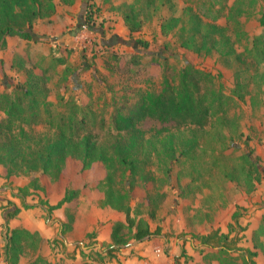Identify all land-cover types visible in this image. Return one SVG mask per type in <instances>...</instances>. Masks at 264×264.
I'll list each match as a JSON object with an SVG mask.
<instances>
[{
  "label": "rangeland",
  "instance_id": "obj_1",
  "mask_svg": "<svg viewBox=\"0 0 264 264\" xmlns=\"http://www.w3.org/2000/svg\"><path fill=\"white\" fill-rule=\"evenodd\" d=\"M56 1L63 14L68 4ZM88 7L94 12V24L86 21ZM80 9L84 10L80 21L63 32L56 28L52 34L48 31L43 37L52 42V52L59 57L67 55L60 48L64 44L69 46L63 40L65 35L73 40L69 58L73 70L66 81L61 79L63 66L55 73L39 70V55L49 53L48 44L38 49L32 44H16L13 50L0 47V60L7 64L4 70L0 69V92L12 93L10 88L15 84L21 86V77L32 70L47 79L48 99L53 103L50 115L41 114L31 120L27 112L26 118L23 121L19 118L16 123L25 130L35 128L36 132H46L52 129L50 116L57 117L77 102L92 112L88 124L102 134L100 140L108 141L107 131L114 127L111 125L116 115L135 109L147 93L162 92L165 76L178 86L181 71L188 65L209 72L213 76L200 83L201 92L219 88L225 95L211 124L189 128L185 124L179 126L173 119L148 115L137 120V127L145 131L147 138L174 133L179 138L178 147L195 129L200 138L198 157H183L182 161L169 165L168 159L161 160L165 157L146 146L139 154L145 163L139 165L135 183L132 185L128 177L120 176L118 168L114 172V185L131 188L133 199L128 203L133 207V215H143L154 229L161 227L159 233L165 234L168 241L154 235V242L160 243L165 253L176 251L181 264H251L253 261L264 264V179L253 180L256 176L250 175L252 168L244 158L249 154L264 169V62L259 64L251 50L254 38L264 35V27L258 20L264 0H154L150 6L148 0H81ZM126 12L133 14L135 26L141 24L138 30L129 31L124 21ZM50 16L41 18V25ZM27 50L34 61L27 59L25 69H8L9 62H17ZM35 53H38L36 57ZM0 117H5L2 108ZM156 144L161 148L160 142ZM7 172V165L0 162L3 221L18 206L27 210L19 195H24L31 205L39 201L48 203L50 196L63 198L68 190H74L76 194L68 202L70 215L78 206L102 205L99 199L106 200L101 191L106 185L100 181L110 169L101 162L82 169L75 159L69 158L59 176L19 173L11 176L12 180L5 177ZM33 178L35 181L25 189L19 186L21 180L30 182ZM157 191L165 192L166 196L162 200L157 197L156 217L148 218L152 207L144 199L148 193L155 197ZM2 231L0 249L6 241V222ZM214 233L228 235L230 252L217 249L219 239L211 241V247L204 244L205 237ZM171 240L172 245L168 244ZM78 245L68 250L61 240L55 239L51 242L52 251L43 257L53 264H75ZM94 247L90 252L79 253L87 264L100 260ZM37 254L40 253L28 248L20 264H32ZM245 255H249V261ZM106 260L114 259L106 257ZM0 264H7L1 253Z\"/></svg>",
  "mask_w": 264,
  "mask_h": 264
},
{
  "label": "trees",
  "instance_id": "obj_2",
  "mask_svg": "<svg viewBox=\"0 0 264 264\" xmlns=\"http://www.w3.org/2000/svg\"><path fill=\"white\" fill-rule=\"evenodd\" d=\"M60 2L72 5L76 0H60ZM153 2L154 0H148V5L150 6ZM56 8V0H0L1 47L7 45L8 36L19 35L24 38H31L30 32L34 24L39 19L54 14ZM132 18L133 14L125 13L124 19L131 32L138 30L141 25L135 26ZM258 20L260 25L264 27V10L260 13ZM86 21L95 23L94 12L90 7L86 12ZM251 50L259 64L264 62V35L254 38ZM63 51L67 55L64 57L52 56L49 67L45 68L40 65L45 74H48L50 68H56L60 64L67 63L73 49L65 47ZM22 64L24 65L23 62ZM5 68L4 61L0 60V69L4 70ZM38 74L31 70L21 86L15 84L10 88L12 93L0 92V109L2 108L5 113V117H0V162L8 167V172L5 174L6 178H10L14 174L24 173L28 175L36 172L59 176L69 158L75 159L82 169L89 168L94 162H101L108 170L110 169V172L105 179L100 181V184L106 185V188L101 189L106 200L100 198L99 201L102 206H111L120 211L123 210L125 219L114 223L111 235L112 243L102 246L101 251L96 250L97 258L104 260L106 257H113L116 251L128 245L131 240L144 241L151 238L153 234H158L161 230L159 225L156 229H152L150 222L143 215H133V207L128 203L129 200L133 199L130 192L131 188L115 187V170L120 168V176L128 177L133 185L138 175L139 165L145 163L141 161L139 154L146 146L150 151H155L158 155L165 157L161 160L165 159L166 161L168 159L169 165L173 162L182 161L183 157L196 159L200 150V138L197 131H194L195 129H192L191 134L182 141L183 145L178 147L176 140L179 138L174 133H168L162 138H147L145 131L137 127V120L148 115L161 120L173 119L179 126L185 124L189 128L191 126L203 128L211 124L213 116L219 113L220 108L218 107L224 103L225 99L224 93L219 88L209 90V93L201 92L200 83L206 78L210 79L213 75L188 65L181 71V81L178 86H174L165 76L162 92L159 94L147 93L135 109L129 113H118L116 120L111 125L114 127L107 131L109 140L101 141L99 137L102 134H98L95 127L88 124L92 118L90 116L92 112L84 110V107L77 102H73L67 111L58 113L57 117L50 116L48 122L51 123L52 129L46 132H36L35 128L25 130L16 123L19 118L20 121H23L27 112L31 114V120L38 119L41 114L50 115L53 113L51 110L53 103L48 99L47 79L38 76ZM238 95L243 98L241 94ZM159 142L161 148L156 144ZM244 158L247 159L252 168L250 175L256 176L253 177V180L264 179V169L261 170L258 163L253 161L249 154H245ZM149 178H151L150 175ZM33 181L35 178L29 183ZM21 188L25 189L24 187ZM74 194H76L74 190L72 192L68 190L63 199L56 205L50 206L49 209L53 210L66 202H70ZM165 196V192L159 191L155 197L151 193L147 194L144 199L145 203L152 207L147 213L148 218L156 217L157 197L162 200ZM19 211L20 208L17 207L15 211L8 212L5 218L7 231L4 257L8 264H20L21 257L28 248L37 252L43 242L39 232H32L23 227H9V219ZM72 219L70 216V221ZM69 227V223L64 224L63 233ZM94 234L95 232L90 233L89 236ZM216 240L220 245L217 248L219 251L225 253L231 251L230 247L227 246L228 235L225 233L220 236L218 233H214L205 237L204 244L211 247L213 246L211 241ZM85 246L90 250L93 248L92 243ZM248 253L251 254V251L248 250ZM175 259L176 264H181L179 258ZM245 260L249 261V255H245ZM41 263L53 264L38 254L32 264ZM251 264L257 263L253 261Z\"/></svg>",
  "mask_w": 264,
  "mask_h": 264
},
{
  "label": "crops",
  "instance_id": "obj_3",
  "mask_svg": "<svg viewBox=\"0 0 264 264\" xmlns=\"http://www.w3.org/2000/svg\"><path fill=\"white\" fill-rule=\"evenodd\" d=\"M80 1L81 0H76L74 4L66 5L63 14L60 13V8L62 7H60L57 3L56 12L45 20L46 23L41 25L42 19H39L34 24V27L30 32L31 38L28 39L19 35L8 36L7 45L5 47L13 50V46L16 44H19L20 46L24 44H32L33 48L35 47L38 49L41 46L48 44L50 46L49 53H40L41 55L39 56L41 59L39 66L43 65L45 68L49 67L52 61H50V59L55 55L52 52V42L45 40V38H43L44 34L48 31L51 34L56 32L55 28L59 29L60 32H63L68 26L70 28V25L75 21H80L83 17L82 14L84 12L83 9H80ZM57 18L60 19V22H58V20L56 21ZM65 34L66 32L63 33V36ZM66 36L67 35H65L63 40L64 42H67L69 46L67 44L61 46L60 48L62 51L65 47H70L71 45H73V40L70 37ZM37 51L38 50L34 49V52ZM25 54L26 55L24 56H20L17 62H9L8 69H17L18 67V70H20L27 68V59L30 58L31 61H34V57H31L32 55H30L29 50H27ZM37 54L38 53H35V57ZM43 59L45 60L44 62L42 61ZM70 60H68L65 64L58 65L56 68H50L48 73H55L59 66H63V77L61 79L66 81V78L70 76L73 70V65L70 64ZM3 61L4 63L6 62L5 60ZM47 61H50V63L46 64ZM22 62L24 63V65L22 64ZM5 65L7 64L5 63ZM39 70L40 72L42 71L40 67ZM27 76L28 75L21 77V80L24 81L25 79H27ZM65 84L66 83H63V85ZM11 179L13 180L14 178L11 177ZM28 183L29 181L26 182L24 179L19 182V186L25 187ZM5 188H8L11 191L13 190L10 186H6ZM19 198L23 201L24 205H27L25 206L27 207V210L21 209V207L18 206V208H20V211L9 219L8 224L10 228L23 227L32 232H39L43 238V242L38 252L40 254L42 253V256H48L50 254V252L52 251L51 242L55 239L61 240V242L66 245L68 250H73L71 248H74L75 246H77V244H79L78 250L80 254H82L81 252L83 250L85 252L86 250H90L87 249V246H85L89 243H92L93 246H95L94 248L96 249L94 253L96 252V250L101 251L102 246H107L112 243L111 235L114 223L118 220L125 219L122 211L111 206H102L96 204H92L90 205V207L78 206L76 210H73L72 215H70L68 211V202L63 204L61 207L55 208L53 210L49 209L50 206L56 205L60 200H62L63 198L61 197L57 198L55 196H50L51 201H48V203L46 201H39L31 205H29L23 195H19ZM70 216L73 218L72 221H70ZM5 221V218L3 221L0 217V239H2L1 234H4L2 231V224ZM68 223L70 224V227L63 233L64 224ZM152 229L154 228L152 227ZM93 232H95V234L93 236H89V234ZM154 235L162 237L166 241H168V237L162 233L153 234L151 238L144 241L131 240L128 245L122 247L119 251H116L115 256H113L114 260H106L105 258L104 260L93 262L94 264H176L175 258H179L180 260V255H178V253L173 249L167 251L166 253L164 252L159 254L157 252V249H161V244L154 242L155 240L152 238ZM168 244L172 245L174 243H172L171 240ZM3 247H5V243H3ZM0 250V253L4 256V248ZM79 253H76V259L74 260L75 264H87V261H84L83 258L80 257Z\"/></svg>",
  "mask_w": 264,
  "mask_h": 264
},
{
  "label": "built area",
  "instance_id": "obj_4",
  "mask_svg": "<svg viewBox=\"0 0 264 264\" xmlns=\"http://www.w3.org/2000/svg\"><path fill=\"white\" fill-rule=\"evenodd\" d=\"M157 252L160 253H164V251L162 249H157Z\"/></svg>",
  "mask_w": 264,
  "mask_h": 264
}]
</instances>
